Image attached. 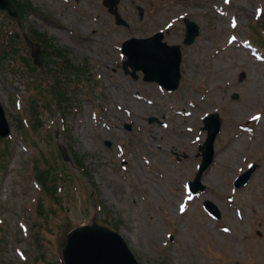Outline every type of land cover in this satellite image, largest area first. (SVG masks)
Masks as SVG:
<instances>
[{"label": "rangeland", "instance_id": "374dc122", "mask_svg": "<svg viewBox=\"0 0 264 264\" xmlns=\"http://www.w3.org/2000/svg\"><path fill=\"white\" fill-rule=\"evenodd\" d=\"M16 1L31 8L20 19L0 11V100L12 128L0 138V264H64L68 233L94 221L139 264H264V0H120L127 27L104 0ZM185 19L200 27L191 45ZM159 32L182 49L173 92L123 65L126 40ZM55 84L68 109L48 92ZM211 114L222 119L215 159L193 196ZM70 148L87 173L74 161L58 170L56 154ZM37 169L57 179L55 193Z\"/></svg>", "mask_w": 264, "mask_h": 264}, {"label": "water", "instance_id": "95a60500", "mask_svg": "<svg viewBox=\"0 0 264 264\" xmlns=\"http://www.w3.org/2000/svg\"><path fill=\"white\" fill-rule=\"evenodd\" d=\"M120 0H105V5L109 11L117 18L118 24L127 25L120 17L116 8ZM0 9L7 10L10 14H15V9L10 0H0ZM187 35L185 42L191 44L199 34L197 24L186 20ZM163 34H158L146 40H130L124 44V53L129 60L127 65H131L135 71L143 70L146 79L158 81L168 90H175L178 87L180 74V64L182 55L179 46L169 47L163 43ZM134 43L135 48H130ZM35 58L38 53L34 52ZM207 129L209 130V140L204 148V164L201 173L207 168L213 159V142L220 129V120L217 118L207 119ZM10 133L4 109L0 104V135L5 137ZM252 169L245 176L239 179L237 186L245 184ZM201 173L192 184L195 192L200 188L199 182ZM211 209H214L210 205ZM66 264H138L125 241L116 233L107 228L93 225L74 230L68 236V244L64 249Z\"/></svg>", "mask_w": 264, "mask_h": 264}, {"label": "trees", "instance_id": "16d2710c", "mask_svg": "<svg viewBox=\"0 0 264 264\" xmlns=\"http://www.w3.org/2000/svg\"><path fill=\"white\" fill-rule=\"evenodd\" d=\"M26 7H27V5L17 4V8H18L20 14L25 10ZM28 8H29V7H28ZM74 159H75L76 163H77L78 165H80L79 160H77L76 158H74ZM43 178H45V177H42V179H43Z\"/></svg>", "mask_w": 264, "mask_h": 264}, {"label": "bare ground", "instance_id": "6f19581e", "mask_svg": "<svg viewBox=\"0 0 264 264\" xmlns=\"http://www.w3.org/2000/svg\"><path fill=\"white\" fill-rule=\"evenodd\" d=\"M53 26H54V27L56 26V27H60V28H62L60 25H55V24H53Z\"/></svg>", "mask_w": 264, "mask_h": 264}, {"label": "snow or ice", "instance_id": "6c2138e0", "mask_svg": "<svg viewBox=\"0 0 264 264\" xmlns=\"http://www.w3.org/2000/svg\"><path fill=\"white\" fill-rule=\"evenodd\" d=\"M234 39V38H233ZM256 119H259V117H255ZM181 210H183V207H182V209Z\"/></svg>", "mask_w": 264, "mask_h": 264}]
</instances>
